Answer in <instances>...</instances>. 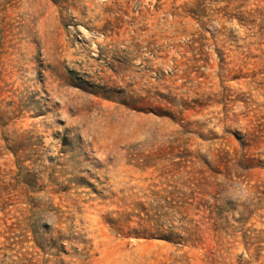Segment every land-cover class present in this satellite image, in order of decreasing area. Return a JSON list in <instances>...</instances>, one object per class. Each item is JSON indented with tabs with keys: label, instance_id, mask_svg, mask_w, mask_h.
Segmentation results:
<instances>
[{
	"label": "rangeland",
	"instance_id": "obj_1",
	"mask_svg": "<svg viewBox=\"0 0 264 264\" xmlns=\"http://www.w3.org/2000/svg\"><path fill=\"white\" fill-rule=\"evenodd\" d=\"M0 264H264V0H0Z\"/></svg>",
	"mask_w": 264,
	"mask_h": 264
}]
</instances>
